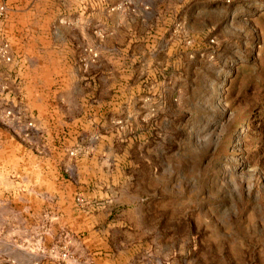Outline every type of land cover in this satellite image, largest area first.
<instances>
[{
    "label": "rangeland",
    "instance_id": "obj_1",
    "mask_svg": "<svg viewBox=\"0 0 264 264\" xmlns=\"http://www.w3.org/2000/svg\"><path fill=\"white\" fill-rule=\"evenodd\" d=\"M22 1L36 4V13L39 3L53 1L58 21L73 20L64 12L70 0ZM170 7L177 9L171 28L176 51L167 67L166 50L155 46L160 65L156 81L141 79L138 124L118 117L120 131L131 133L115 142L117 169L74 167L68 149L98 141L87 129V135L65 138L59 172L103 186L106 199L75 194L80 209L139 211L133 233L113 230L116 264H134L127 252L132 246L161 264H264V0H172ZM178 21L184 22L179 34L173 31ZM16 145L34 146L39 156L48 150L47 139L36 134L29 142L16 136ZM5 156L2 161L25 177V158ZM78 195L95 205L78 206ZM9 232L6 224L0 244ZM9 246H2L0 264H19Z\"/></svg>",
    "mask_w": 264,
    "mask_h": 264
},
{
    "label": "crops",
    "instance_id": "obj_2",
    "mask_svg": "<svg viewBox=\"0 0 264 264\" xmlns=\"http://www.w3.org/2000/svg\"><path fill=\"white\" fill-rule=\"evenodd\" d=\"M133 1L137 13L110 12L105 0H70L64 12L72 14L73 20L58 21L60 9L53 1L39 3L37 9L42 12L38 14L34 3L8 0L0 35L22 57V65L14 69L0 61V116L14 112L9 124L0 121V234L6 224L10 231L0 244V258L7 251L2 246L10 244L9 257L19 264H116L111 242L114 228L134 232L133 216L139 211L113 214L104 206L80 209L74 204L75 194L106 199L99 189L103 186L92 180L66 179L59 172L67 150L65 138L87 135V129L95 130L98 141L83 142L82 153L70 157L74 167L79 171L117 169L115 144L126 132L116 123L124 117L138 124L141 79L156 81L160 65L155 46L166 50L167 67L174 57L171 28L177 9L170 7L172 0L150 5L146 0ZM85 45L99 51L96 62L83 61ZM29 119L36 123V135L47 139L43 156L34 153V146L27 150L11 146L17 136L15 127ZM5 155L25 158L21 167L25 177L2 161ZM37 172L43 178L33 175ZM20 241L26 242L21 245ZM63 244L70 261L61 257ZM140 248L127 250L134 264H161L160 258L151 260L145 255L148 251Z\"/></svg>",
    "mask_w": 264,
    "mask_h": 264
},
{
    "label": "built area",
    "instance_id": "obj_3",
    "mask_svg": "<svg viewBox=\"0 0 264 264\" xmlns=\"http://www.w3.org/2000/svg\"><path fill=\"white\" fill-rule=\"evenodd\" d=\"M106 5L108 8V11L114 12H126V13H137V10L134 6L133 0H105ZM149 5L154 4L158 2L159 0H146ZM149 9V6L146 8ZM8 12V7L5 2L0 1V27L3 24L6 15ZM184 22L178 21L175 25L174 32L179 34V32L183 29ZM96 33L98 36H103V32L101 30H96ZM83 61L87 62H96L99 57V51L95 49L92 46L85 45L83 47ZM0 61L9 64L11 67H14V69L21 67L22 65V58L17 56L12 48L11 42L5 38L3 35H0ZM0 91H3V85L0 84ZM14 118V112L12 110H8L3 115L0 116V121L7 125L9 124L8 119ZM16 128V135L22 139L24 142H29L34 134H36L37 126L34 120L29 119L25 125H19ZM43 148L40 146H36V151L38 153H43ZM83 149L82 147H73L71 149H68V153L70 157H76L80 153H82ZM75 202L78 206L85 208L88 206H94V203H91L92 201L86 200L83 196L78 195L75 198ZM67 235L65 234L64 237ZM62 259L64 260H72V257L70 256L67 247L65 244H63V251L61 254Z\"/></svg>",
    "mask_w": 264,
    "mask_h": 264
}]
</instances>
